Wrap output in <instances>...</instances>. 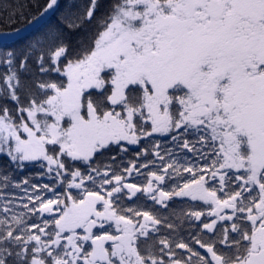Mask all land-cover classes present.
<instances>
[{"label":"snow or ice","instance_id":"snow-or-ice-1","mask_svg":"<svg viewBox=\"0 0 264 264\" xmlns=\"http://www.w3.org/2000/svg\"><path fill=\"white\" fill-rule=\"evenodd\" d=\"M0 264H264V0H0Z\"/></svg>","mask_w":264,"mask_h":264}]
</instances>
